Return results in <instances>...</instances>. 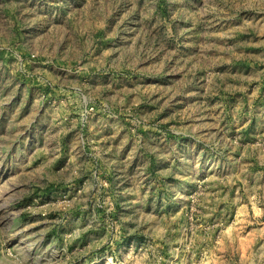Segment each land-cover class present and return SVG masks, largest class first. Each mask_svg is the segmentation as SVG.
Instances as JSON below:
<instances>
[{
	"label": "rangeland",
	"instance_id": "374dc122",
	"mask_svg": "<svg viewBox=\"0 0 264 264\" xmlns=\"http://www.w3.org/2000/svg\"><path fill=\"white\" fill-rule=\"evenodd\" d=\"M0 264H264V0H0Z\"/></svg>",
	"mask_w": 264,
	"mask_h": 264
}]
</instances>
